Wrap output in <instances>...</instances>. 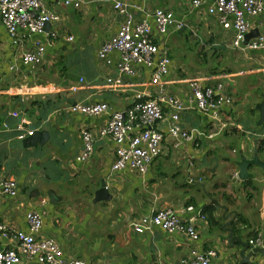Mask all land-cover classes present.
I'll list each match as a JSON object with an SVG mask.
<instances>
[{
  "label": "crops",
  "instance_id": "obj_1",
  "mask_svg": "<svg viewBox=\"0 0 264 264\" xmlns=\"http://www.w3.org/2000/svg\"><path fill=\"white\" fill-rule=\"evenodd\" d=\"M113 1L79 0L80 7L75 9L47 0L48 9L60 19L52 27L73 40L66 42L60 36L46 48L42 63L35 67L24 65L20 55L43 37L24 36L21 45L13 47L0 26V177L14 179L18 185L15 199L0 197V222L27 231L25 212L40 210L44 214L43 235L56 240L64 260L74 258L86 264H184L192 248L213 250L214 264H237L240 247L235 242L229 248L223 226L227 224L233 236L245 243L264 234V170L252 166L248 169L252 177L240 180L234 163L240 152L251 158L255 148L264 161V121L258 124L256 110L264 95V84L262 88L245 87V83L239 85L240 80H230V75L192 76L204 79L205 84L228 79L233 104L220 119L223 131L218 132V125L196 112L183 113L180 122L185 129H197L212 138L177 149L165 143L163 153L144 176L118 173L109 177L114 160L110 139H97L86 162L73 161L81 149L79 131L96 133L106 118L71 114L67 110L70 104L105 102L111 110H119L130 105L135 92H153L142 86L148 80L144 70L136 79L123 78L135 84L127 91L100 89L102 78L111 71L97 62L96 51L116 33L120 22ZM122 1L128 2L133 11L134 6L140 7L137 18L154 9L173 12L196 31L197 40L208 50L222 47L219 41L224 44L216 21L205 15L204 8L193 9L189 0ZM169 34L185 39L190 35L188 28L169 31L164 43ZM245 55L263 58L264 52ZM10 65L16 70L10 71ZM182 71L173 67L168 91L184 98L187 89ZM112 75H118L117 71ZM79 78L84 79V85L78 83ZM159 127L165 130L166 123ZM41 129L49 134L44 145H13L28 137L30 131ZM105 180L110 184L111 199L95 202V193ZM187 206L205 216V220L195 222L199 232L195 242L180 234L168 235L160 228L142 234L133 231L142 216L157 209L171 208L187 220L192 215L183 211ZM208 206H213L211 220L203 213ZM249 261L264 264V254L254 253Z\"/></svg>",
  "mask_w": 264,
  "mask_h": 264
},
{
  "label": "built area",
  "instance_id": "obj_2",
  "mask_svg": "<svg viewBox=\"0 0 264 264\" xmlns=\"http://www.w3.org/2000/svg\"><path fill=\"white\" fill-rule=\"evenodd\" d=\"M47 0H0V26L4 28L14 47L21 45L24 36H41L35 40L32 48L20 55L24 65L35 67L42 63L46 48L60 36L66 42L72 36L60 35L56 28L59 17L46 6ZM49 1V0H48ZM63 7L79 8V0H55ZM195 10L204 8L205 15L216 21L221 29L224 43L240 52H264V0H189ZM113 10L119 16V27L115 34L105 40L96 51L97 62L111 73L102 78L100 89L108 92H121L131 89V81L139 77L140 72H148V80L143 87L153 90L148 94L135 92L130 105L111 110L105 102H75L67 110L74 115L87 118L105 117L96 133L87 129L79 131L81 149L73 156L75 164L87 161L92 155L93 145L97 139H110L114 146V160L109 168V177L116 174L144 176L152 163L163 153L164 144L170 143L177 149L201 139L210 140L212 135H205L197 129H185L180 122L181 115L193 111L208 122L218 125L222 132L223 112L233 104L230 85L223 79L214 84H205L204 79L186 78L187 94L184 98L168 91L169 75L173 70L172 59L165 47L163 38L169 31H180L188 28L196 37V31L190 29L171 11L154 9L144 17L137 18L139 6H132L122 0H114ZM143 12V11H142ZM252 30L258 35L245 43V38ZM226 37L228 38H225ZM10 71L16 70L10 65ZM118 75L113 76L112 72ZM79 84L84 85L83 78ZM166 123L165 130L160 129ZM30 131L28 135H31ZM236 176V173H235ZM108 191L110 184L104 182ZM18 196V185L14 179L0 177V197L15 199ZM184 212L192 214L189 219H182L177 211L162 208L142 216L134 224L133 231L142 234L152 228H160L166 234H180L190 241H197L199 232L197 220L205 216L194 212V207L187 206ZM43 212L30 209L24 214L27 231L13 229L0 222V264H86L82 260L69 258L64 260L61 247L55 239L43 235ZM251 249L259 248L264 254V234H257L247 242ZM213 250L199 251L192 248L189 259L184 264H214Z\"/></svg>",
  "mask_w": 264,
  "mask_h": 264
},
{
  "label": "rangeland",
  "instance_id": "obj_3",
  "mask_svg": "<svg viewBox=\"0 0 264 264\" xmlns=\"http://www.w3.org/2000/svg\"><path fill=\"white\" fill-rule=\"evenodd\" d=\"M263 24H264V20ZM225 38L226 37L225 35ZM165 47L169 50L170 58L172 59L173 67L183 69L182 73L185 78L192 76H231L230 80H240L239 85L245 83V87L254 85L262 88L264 84V72L255 73L256 70L264 69V57L243 55L240 52L233 50L226 43H220L216 51L208 50L206 44L196 37L187 35V38L177 37L174 34H169L165 38ZM174 39L176 43L174 42ZM220 40H223L222 38ZM202 43V44H201ZM176 72H181L179 68H174ZM178 70V71H177ZM254 71V72H253ZM252 72V73H251ZM227 83V78H223Z\"/></svg>",
  "mask_w": 264,
  "mask_h": 264
},
{
  "label": "water",
  "instance_id": "obj_4",
  "mask_svg": "<svg viewBox=\"0 0 264 264\" xmlns=\"http://www.w3.org/2000/svg\"><path fill=\"white\" fill-rule=\"evenodd\" d=\"M257 35H258V30H252L250 33L246 35L245 43H247L249 39L256 37ZM256 110L259 112L258 124L260 125L262 121H264V95L262 96V101L256 105ZM19 120H20V115L18 116V121ZM48 140H49V134L46 131V129L33 130L31 135H29L28 137L22 140L13 142V145H16L18 148H30L36 145H44ZM234 163L238 170L237 177L240 180H246L247 178L252 177V175L248 172V169L252 166H256L264 170V161H261L259 159L256 148L253 150V155L251 158L244 157L240 152L238 160H236ZM110 199L111 196L108 193V191L104 188V185L102 183L100 189L97 190V192L95 193L94 201L95 202L109 201ZM226 225L227 224L223 226V231L228 233V235L226 236V241L229 248L230 249L233 248L235 242L240 247L239 250L236 252V256L238 258L237 264H251L249 259L252 257L254 253L263 254V250L259 248H254L251 249L249 252H247L249 249L248 244L233 236L231 229L226 228Z\"/></svg>",
  "mask_w": 264,
  "mask_h": 264
},
{
  "label": "trees",
  "instance_id": "obj_5",
  "mask_svg": "<svg viewBox=\"0 0 264 264\" xmlns=\"http://www.w3.org/2000/svg\"><path fill=\"white\" fill-rule=\"evenodd\" d=\"M212 210H213V206H208V207L204 208V210H203V213L206 214L208 220L212 219V215H211Z\"/></svg>",
  "mask_w": 264,
  "mask_h": 264
}]
</instances>
